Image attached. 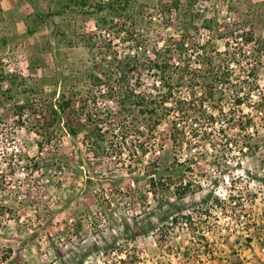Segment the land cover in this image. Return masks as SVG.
<instances>
[{
  "label": "rangeland",
  "instance_id": "1",
  "mask_svg": "<svg viewBox=\"0 0 264 264\" xmlns=\"http://www.w3.org/2000/svg\"><path fill=\"white\" fill-rule=\"evenodd\" d=\"M79 1L63 0L48 25L39 19L0 25V210L8 215L0 216V257H9L0 264H264V120L257 111L264 108V45L247 43L252 36L264 44V0ZM119 25L133 32V42L118 33ZM184 36L190 68L231 42L232 86L241 94L219 89L207 102L218 145L182 155L196 159L194 174L185 171L198 191L175 213L149 195L146 178L160 143L172 156L167 125L159 144L111 133L102 150L85 133L75 138L62 125L42 128L63 95L77 102L98 95L92 71L105 55L156 58ZM166 57L174 68L185 63L175 51ZM159 81L155 71L147 74L140 91L151 93ZM188 92L194 90L180 89L181 96ZM90 105L93 118L120 123L114 101ZM248 116L261 118L250 131H237ZM228 129L236 134L225 156ZM142 146L151 149L146 158ZM188 215L193 229L185 224Z\"/></svg>",
  "mask_w": 264,
  "mask_h": 264
},
{
  "label": "trees",
  "instance_id": "2",
  "mask_svg": "<svg viewBox=\"0 0 264 264\" xmlns=\"http://www.w3.org/2000/svg\"><path fill=\"white\" fill-rule=\"evenodd\" d=\"M85 3L86 0L78 2L79 5ZM99 10H102V7ZM119 27L118 33L125 34L127 42H133V32L122 29L120 25ZM189 39L191 41L192 38ZM247 43L255 47L264 45L262 41H255L252 36L247 38ZM142 44L141 41H138V48H141ZM169 44L166 49L158 52L156 58H141L137 54H125L120 57L118 53H115L109 60L105 55L100 61H96L92 71L96 75L92 77L93 85L100 89L98 95L91 94L88 98L81 99L78 102L63 95L60 102L50 106L52 115L48 122L49 126L42 128V130L49 131L58 124V126L62 125L67 134L72 137L76 138L81 133H85L87 140L92 142L96 147L95 150H97L101 148V144L106 142L107 135L111 133L124 136L125 133L130 132L133 137L139 139L154 138L155 142L159 144L161 141L160 130L164 125H167L172 143V156L170 159L168 158L164 146L160 143L158 145L160 155L146 165V178L149 195L157 201L159 207L168 204L176 213V211H183L179 204L188 195L198 191V189L192 188L190 175H186L185 171V168H187V170H190L189 173L194 174L195 171L190 165L196 159L187 155L186 159L182 160V155L192 147L199 149L209 144L215 147L218 145V138L208 129L210 124L213 125L217 121L214 117L207 115L205 109L207 102H214L213 99H215L219 89L236 93L238 96L241 94V89L234 90L236 87L232 86L233 76L230 68L231 64L235 62L236 55L230 52V41L226 44L227 50L225 52H214L212 58L208 54L201 55L197 68H190L188 62L186 63L184 59L188 50L186 48L188 41L185 36L180 41L170 40ZM172 51L180 54L181 59H184V65H174L175 68L173 67L171 60L166 57ZM162 52H164L163 55L160 54ZM153 71L156 72V76L160 81L154 85L151 93L141 92L144 77ZM251 74L253 77L252 72L248 76H251ZM105 80L110 83V86L107 85L108 82L105 84ZM241 82L243 83V81ZM105 86H108V88L104 89ZM186 86L194 92H188L187 96H181L180 89H184ZM197 91H201L202 98L196 97ZM220 96L223 98L222 95ZM104 98L114 101L119 107L118 114L121 121L117 123V126L111 119L106 122L102 119L93 118L94 116L90 111V102L96 103ZM235 102L238 105L243 104L240 99ZM211 106L213 109L215 108L213 104ZM26 108H28V105L18 107L21 112ZM263 109V107L257 108V111L258 116H261L264 120ZM21 118L19 124H22ZM124 118H129V121H123ZM259 118L248 116V121L242 122V125L236 130L243 133L250 131L252 126L256 124L254 123L255 120ZM220 131L224 132L225 129ZM228 131L223 151L225 154L232 145V140L236 134L233 130L228 129ZM245 142L244 146L247 148V140ZM133 147L135 149L139 148L137 145L132 144ZM140 148H142L141 152L146 158L151 149L148 147L150 151H147L146 146ZM223 160V158H220L221 163ZM215 162H217V158ZM215 164L218 165L219 163ZM188 165L189 167H187ZM206 201L208 202V200ZM0 216L8 215L4 210H0ZM192 220L193 217L188 215L185 221V224L190 225L191 229H193ZM177 221L176 218H173V222ZM8 260V256L0 257L1 262H7Z\"/></svg>",
  "mask_w": 264,
  "mask_h": 264
},
{
  "label": "crops",
  "instance_id": "3",
  "mask_svg": "<svg viewBox=\"0 0 264 264\" xmlns=\"http://www.w3.org/2000/svg\"><path fill=\"white\" fill-rule=\"evenodd\" d=\"M63 4V0H0V25L30 26L33 22L37 24V19L41 20L42 25H48L50 21L48 22L46 18L49 16L48 18L53 20L54 9L63 8ZM60 12L59 15L63 10Z\"/></svg>",
  "mask_w": 264,
  "mask_h": 264
},
{
  "label": "built area",
  "instance_id": "4",
  "mask_svg": "<svg viewBox=\"0 0 264 264\" xmlns=\"http://www.w3.org/2000/svg\"><path fill=\"white\" fill-rule=\"evenodd\" d=\"M154 19H156V17Z\"/></svg>",
  "mask_w": 264,
  "mask_h": 264
}]
</instances>
